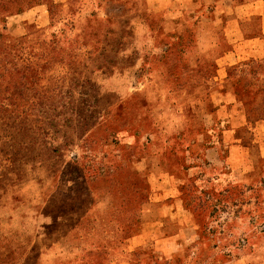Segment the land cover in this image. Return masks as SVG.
I'll use <instances>...</instances> for the list:
<instances>
[{
	"label": "rangeland",
	"instance_id": "374dc122",
	"mask_svg": "<svg viewBox=\"0 0 264 264\" xmlns=\"http://www.w3.org/2000/svg\"><path fill=\"white\" fill-rule=\"evenodd\" d=\"M215 7L0 0V264H218L262 247L264 33L220 66L203 35Z\"/></svg>",
	"mask_w": 264,
	"mask_h": 264
},
{
	"label": "crops",
	"instance_id": "0c3cea01",
	"mask_svg": "<svg viewBox=\"0 0 264 264\" xmlns=\"http://www.w3.org/2000/svg\"><path fill=\"white\" fill-rule=\"evenodd\" d=\"M209 1L214 3L216 7L210 20L212 30L211 32L203 33L204 36L210 37L214 41L213 46H211L212 49L208 46V50L215 52L217 47L216 50L221 51L216 57V61L220 66L229 67L231 64L234 66L248 54L246 42L257 41L259 40L257 38L258 35L264 33V0ZM252 36L255 39L247 41ZM221 39L227 42L224 50L219 46ZM226 161L235 166V168L241 166L244 170L250 164L249 160ZM260 161L264 164V160ZM226 176L227 178L223 179L221 178L222 175H220L215 181H225L229 179L228 177H231L230 180L234 181H241L242 179L241 174H229ZM253 241L257 242L258 238H254ZM250 247L245 244L242 247L244 252L238 255H231L230 258H226L225 261L218 264H264V242H262V247L258 249H256V245L253 248Z\"/></svg>",
	"mask_w": 264,
	"mask_h": 264
}]
</instances>
